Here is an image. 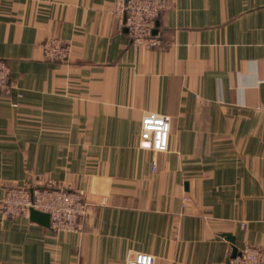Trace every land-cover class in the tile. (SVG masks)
I'll list each match as a JSON object with an SVG mask.
<instances>
[{
  "label": "crops",
  "instance_id": "0c3cea01",
  "mask_svg": "<svg viewBox=\"0 0 264 264\" xmlns=\"http://www.w3.org/2000/svg\"><path fill=\"white\" fill-rule=\"evenodd\" d=\"M113 4L0 0L13 84L0 93V204L9 185L47 180L89 203L79 232L0 210V264H125L136 251L224 264L264 246V0H169L148 49L117 29ZM48 36L70 43L66 62L45 59ZM148 112L171 117L164 152L138 146Z\"/></svg>",
  "mask_w": 264,
  "mask_h": 264
},
{
  "label": "built area",
  "instance_id": "2783aa9c",
  "mask_svg": "<svg viewBox=\"0 0 264 264\" xmlns=\"http://www.w3.org/2000/svg\"><path fill=\"white\" fill-rule=\"evenodd\" d=\"M168 5L169 0H114L112 13L117 29L126 33L132 45L148 49L159 44L155 32L157 19ZM42 51L49 61L66 62L71 45L58 36H48L42 42ZM12 88L9 66L0 58V93L7 95ZM170 125L168 114L145 113L140 121L138 146L154 153L166 151ZM152 166L155 167V161ZM190 202L188 195L182 197L184 207ZM0 210L3 216L14 219H28L41 212L48 217L52 232H79L89 203L80 191L47 180L33 185H9L1 199ZM125 264H154V257L151 253L136 251ZM224 264H264V246L244 244L234 256L227 257Z\"/></svg>",
  "mask_w": 264,
  "mask_h": 264
},
{
  "label": "water",
  "instance_id": "95a60500",
  "mask_svg": "<svg viewBox=\"0 0 264 264\" xmlns=\"http://www.w3.org/2000/svg\"><path fill=\"white\" fill-rule=\"evenodd\" d=\"M236 253H237V249H234L231 256H234Z\"/></svg>",
  "mask_w": 264,
  "mask_h": 264
}]
</instances>
